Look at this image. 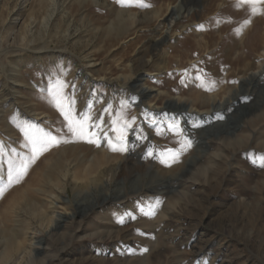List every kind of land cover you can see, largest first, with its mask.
<instances>
[{"label": "rangeland", "instance_id": "1", "mask_svg": "<svg viewBox=\"0 0 264 264\" xmlns=\"http://www.w3.org/2000/svg\"><path fill=\"white\" fill-rule=\"evenodd\" d=\"M179 1H0L4 158L31 154L25 129L69 141L44 151L0 197V264H264V168L253 163L264 155V10L182 0L172 14ZM64 81L74 115L103 122L88 128L99 146L67 132L53 99ZM223 99L230 103L213 112ZM226 115L237 117L231 127L214 126ZM173 117L182 134L152 123ZM185 137L191 146L181 148ZM0 177L6 184V163ZM59 193L70 201L52 205ZM57 210L65 217L49 233Z\"/></svg>", "mask_w": 264, "mask_h": 264}, {"label": "snow or ice", "instance_id": "2", "mask_svg": "<svg viewBox=\"0 0 264 264\" xmlns=\"http://www.w3.org/2000/svg\"><path fill=\"white\" fill-rule=\"evenodd\" d=\"M118 3H120L122 6H131L132 4H137L141 8L151 7V4H148L145 2V0H117ZM244 5H247L250 7V11L252 15H255L259 13L260 11L264 10L261 7H258L260 5H264V0H238V7H242ZM245 24L250 23V20H246L244 22ZM201 28H203V25H200ZM239 31V30H238ZM197 79H202L199 75L197 76ZM212 84L215 82L212 81ZM67 82H58L55 86V91L53 93V99L58 108L61 109L67 124L66 129L68 133H71L75 138L77 139H87L89 143H95L97 146H99V135L96 131H88L89 127H95L96 129H101L103 122L100 121L96 123L95 125H92L89 123L91 120V117L86 116H80L77 118L76 115H74V111L72 108V99L70 97H67L63 89L66 88ZM201 86H204L203 84ZM207 90L211 91L212 89L209 87ZM65 102H67V107ZM165 116L168 114L165 113ZM222 118V117H220ZM123 120L124 127H128L130 124V121L127 119ZM135 117L132 118V122H134ZM115 123V121L113 122ZM152 123L154 124H163L167 130L173 131L177 134H182L183 129L180 127V123L178 120H176L174 117L170 121H157L155 119L152 120ZM113 131H116L115 128H113ZM158 132L161 134L163 133V128L158 127ZM25 134L29 137V145L31 148V154L27 157H24L20 160H5L4 158V150L3 145L0 144V167H3L5 163L7 164V183H4V178L0 177V197H3L4 192L6 191L7 187L11 186L13 183H19L20 179L27 174L28 168L31 164H33L36 159L44 152L47 151L49 147H51L54 144H59L61 142H69L67 140H63L61 138H58L60 136V133L58 132L56 135H53L51 131H42L40 129H25ZM106 136V133H104ZM118 139L121 141L125 140V135L121 134L118 136ZM109 144L111 145V140H109ZM191 146V140L187 139V137L184 138L183 143L181 144V148L190 147ZM115 150V149H113ZM120 150H126V148H121ZM168 152L175 153L174 150L168 149ZM151 155V152L149 153ZM254 164H258L260 167L264 168V155H261L258 160H253ZM160 201L157 200L156 204H159ZM147 215H155V211L150 208V211L146 213ZM123 223V219L120 221ZM143 252H147L148 249H142Z\"/></svg>", "mask_w": 264, "mask_h": 264}, {"label": "bare ground", "instance_id": "3", "mask_svg": "<svg viewBox=\"0 0 264 264\" xmlns=\"http://www.w3.org/2000/svg\"><path fill=\"white\" fill-rule=\"evenodd\" d=\"M1 1V0H0ZM54 5V4H53ZM178 6L179 5H175V6H173L172 8H171V11L170 12H172V14L174 13V8H177V9H182L183 8V6L181 5L179 8H178ZM52 7V6H51ZM53 8V7H52ZM55 8V7H54ZM49 9V8H48ZM49 11V10H48ZM52 11V10H51ZM172 14L167 18L168 20H170L171 21V24H170V26H172L173 25V23L175 22L174 20V18L172 17ZM163 25V24H162ZM171 28V27H170ZM30 30H31V32H32V34L33 33H35L34 31H33V29H31V28H29ZM28 33H30V32H28ZM167 33L169 34L170 33V29H167ZM31 34V35H32ZM31 37V36H30ZM34 39V38H33ZM32 42V41H31ZM20 50H21V48H20ZM23 50H26V49H23ZM27 51H29V50H27ZM26 52V51H25ZM20 55V54H19ZM25 54H23V56H24ZM0 56H2V54H0ZM87 56V55H86ZM88 58V57H87ZM22 59H23V57L20 59V61L22 62ZM1 61V60H0ZM85 64V63H84ZM91 64V63H90ZM92 69V68H91ZM258 76V72H254L253 74H252V77H257ZM13 77V76H12ZM15 77V76H14ZM6 79V78H5ZM14 80V79H13ZM111 88V87H110ZM35 89V88H34ZM143 90H149L147 87H142V90H141V93H145ZM226 98V97H225ZM4 99V98H3ZM23 99V98H22ZM227 99H223V100H219V101H217L216 100V102H214L213 104H212V111H213V108L214 107H217V105H219V106H221L225 101H226ZM215 101V100H214ZM229 101V100H228ZM174 103L177 105V106H179V105H181V101H179V100H176V101H174ZM1 106V105H0ZM12 106V105H11ZM147 106V105H146ZM1 108V107H0ZM185 109H187V107L185 108ZM1 110V109H0ZM37 110V109H36ZM1 112V111H0ZM19 112V111H18ZM219 112V111H218ZM4 113V112H3ZM11 113V112H10ZM144 113V112H143ZM147 113V112H146ZM44 114V113H43ZM187 114H191V113H187ZM195 114L199 117V115L201 114V113H199V112H195ZM184 115V114H183ZM2 116V115H1ZM16 116V115H15ZM18 116V115H17ZM191 116V115H190ZM20 117V116H19ZM41 117V116H40ZM201 117V116H200ZM6 136V135H5ZM114 139V138H113ZM104 141V140H103ZM99 161V162H98ZM100 160H97V163L98 164H100ZM95 164V163H94ZM103 164V163H102ZM107 164V163H106ZM92 165V164H91ZM90 165V166H91ZM96 168L95 169H97V164L96 165H94ZM105 166H108V164L107 165H105ZM91 167H93V166H91ZM90 168V167H89ZM110 168V167H109ZM93 169V168H92ZM103 169V168H102ZM69 170H71V169H69ZM91 169H89V171H90ZM98 170V169H97ZM104 170V169H103ZM102 170V171H103ZM109 171L110 172H113L114 171V169L113 168H111V169H109ZM108 171V172H109ZM3 172V171H2ZM86 172V170H84V173ZM91 173L93 172V171H90ZM69 173H70V171H69ZM102 173H104V172H102ZM107 173V172H106ZM105 173V174H106ZM74 174H76V173H74ZM89 174V173H88ZM69 175V174H68ZM82 175H83V173H82ZM84 176V175H83ZM82 176V177H83ZM96 176V175H95ZM85 177H88V176H86L85 175ZM90 177H92V176H90ZM74 178V180H75V185H74V188L76 189H78V187L80 188V186H78L79 184H77V183H79V181H78V178L79 177H77V176H74L73 177ZM81 178V177H80ZM82 179V178H81ZM80 179V180H81ZM73 180V179H72ZM67 181H70V180H67ZM82 181L84 182V180L82 179ZM82 181H80L81 183H82ZM58 182H60L59 180H58ZM63 185H64V183L63 182H61ZM106 183H109V181H106ZM191 183V182H190ZM58 184H60V183H58ZM92 184V183H91ZM87 185H89V184H87ZM82 186V185H81ZM66 187V186H65ZM87 187H89V186H87ZM90 187H91V185H90ZM61 188V187H60ZM64 188V187H63ZM73 188V189H74ZM74 189V190H75ZM81 189V188H80ZM62 190V189H61ZM64 190V189H63ZM66 190V189H65ZM84 191H85V189H84ZM46 193V192H45ZM79 193V192H78ZM48 194V193H47ZM51 194V193H50ZM60 194V193H59ZM39 196V195H38ZM50 201H51V203H52V205L54 204L55 206H59L63 201H70V199H68L67 197H65L64 195H58V196H51L50 197ZM50 203V204H51ZM120 204V203H119ZM52 205H50V206H52ZM37 206V205H36ZM35 207V206H34ZM37 208H39V207H37ZM36 208V209H37ZM62 208V207H61ZM31 209H33V208H31ZM42 212V211H41ZM65 217V213H63V212H60V211H54V215L51 217V220H50V224L47 226V232H49V233H51L52 231H53V227H55V224H57V222L58 221H60L62 218H64ZM49 220V219H48ZM27 231V230H26ZM9 238V237H8ZM18 238V237H17ZM20 239V238H19ZM11 241H12V238H11ZM26 242H28V241H26ZM9 244V243H8ZM7 244V245H8ZM40 244V242L37 240V241H33L32 242V251L35 249L34 248V245H39ZM10 245V246H9ZM8 246V248H14V250H15V252H16V250H17V253L19 254V241L17 240H13L10 244H9ZM31 248V247H30ZM6 249V248H5ZM8 250V249H7ZM26 250H27V248H26ZM5 251V250H4ZM12 251V250H11ZM11 251H9L8 253H5L4 255V257H3V259L5 260V259H8L9 258V256H11V255H13V254H10V253H12ZM31 251V250H30ZM35 251V250H34ZM2 252V251H1ZM21 252H23V249L21 250ZM3 253V252H2ZM27 253V252H26ZM31 253V252H30ZM15 256H16V253H15ZM13 260V259H12ZM3 261V260H2ZM8 261V260H7ZM6 261V262H7ZM4 262V261H3Z\"/></svg>", "mask_w": 264, "mask_h": 264}, {"label": "water", "instance_id": "4", "mask_svg": "<svg viewBox=\"0 0 264 264\" xmlns=\"http://www.w3.org/2000/svg\"><path fill=\"white\" fill-rule=\"evenodd\" d=\"M181 3H182V0H180L179 1V3H178V8L181 6ZM178 9L177 8H174V13H175V11H177ZM179 17V16H178ZM178 17H176V19L178 18ZM144 92H146L145 90H143ZM230 102H228V99L221 105V106H219V105H217V107H214L213 108V112L214 111H217V110H220V109H222L225 105H227V104H229ZM202 114H200L199 116H201ZM188 115H186V114H184V117H187ZM206 119H210L211 117L209 116V115H207L206 117H205ZM237 120V117H235L234 115H226L225 117H224V119H223V121L222 122H216L215 124H214V126H220V127H231V125H233L234 123H235V121Z\"/></svg>", "mask_w": 264, "mask_h": 264}]
</instances>
